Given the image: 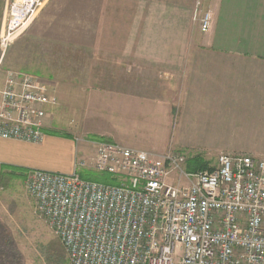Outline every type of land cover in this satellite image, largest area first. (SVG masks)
I'll use <instances>...</instances> for the list:
<instances>
[{"label":"built area","instance_id":"obj_1","mask_svg":"<svg viewBox=\"0 0 264 264\" xmlns=\"http://www.w3.org/2000/svg\"><path fill=\"white\" fill-rule=\"evenodd\" d=\"M38 4L5 2L0 57ZM199 23L206 31L209 14ZM2 84L0 137L42 141L47 108L58 103L55 85L12 68ZM93 145L70 173L23 175L35 213L69 264H264V158L221 153L211 169L189 171L182 150L152 152L109 140ZM80 170L109 173L117 183L82 178Z\"/></svg>","mask_w":264,"mask_h":264},{"label":"crops","instance_id":"obj_2","mask_svg":"<svg viewBox=\"0 0 264 264\" xmlns=\"http://www.w3.org/2000/svg\"><path fill=\"white\" fill-rule=\"evenodd\" d=\"M198 1L152 2L145 17L130 19L124 46L114 52V89L94 88L79 103L69 102L65 122L56 114L71 133L45 121L38 143L0 137V172L70 173L76 157L94 153L92 136L165 152L174 135L194 139L183 147L211 148L215 160L221 153L264 158V0ZM80 4L75 24L82 31L67 30L68 41L90 45L102 2ZM204 13L210 26L201 31ZM72 133L89 143H76ZM159 139L168 140L161 145ZM191 159L193 166L209 160Z\"/></svg>","mask_w":264,"mask_h":264},{"label":"rangeland","instance_id":"obj_3","mask_svg":"<svg viewBox=\"0 0 264 264\" xmlns=\"http://www.w3.org/2000/svg\"><path fill=\"white\" fill-rule=\"evenodd\" d=\"M6 1L0 0V31ZM81 1L40 0L31 17L9 40L4 56L0 57V91L3 73L7 68L34 74L38 72L37 75L57 87L59 106L48 109L50 113L48 111L43 123H47L50 129L66 133H71V130L65 124L60 125L55 121L56 114L65 122L68 119L69 102L79 103L83 95L94 88L110 86L109 88L114 89V52L124 46L130 19L145 17L147 6L152 2L157 4L160 0H101L102 10L98 29L96 28L98 32L93 34L90 45L68 41L67 30L71 31V36L82 31V24H75L82 15ZM184 1L191 3V0ZM195 1L196 4L199 2ZM73 31L76 33L73 34ZM88 36L87 32L86 41ZM73 135L82 138L77 134ZM167 140L159 139L161 145H165ZM193 140L172 135L169 150L184 151L187 156L186 169L188 162L193 161V156L209 159L202 169L214 167L217 158L213 159L215 151L211 148L202 151L183 147L185 142ZM80 172L83 173L84 170ZM181 182L185 184V181ZM65 257L58 239L35 213L23 178L16 173L1 171L0 264H68L67 257V260H62Z\"/></svg>","mask_w":264,"mask_h":264},{"label":"trees","instance_id":"obj_4","mask_svg":"<svg viewBox=\"0 0 264 264\" xmlns=\"http://www.w3.org/2000/svg\"><path fill=\"white\" fill-rule=\"evenodd\" d=\"M38 74V72H35ZM36 74V75H37ZM92 140H97V141H101V140H106L97 136H92L91 137ZM206 162H203L201 166H193L191 164V162H188V168L187 170L189 171H193V170H197V169H202L204 168V166H206L205 164ZM12 168V173H15V171H18V176H20L21 178H23L24 172L26 170L21 169V168H17V167H11ZM208 169H211L210 167H208ZM82 178H87V179H91V180H96V181H100V182H104V183H109V184H116L117 180L112 177L109 173L106 172H95V171H89V170H84L83 173H80Z\"/></svg>","mask_w":264,"mask_h":264}]
</instances>
